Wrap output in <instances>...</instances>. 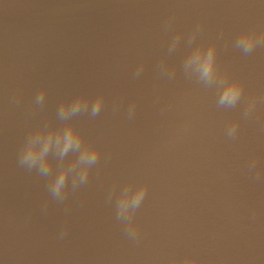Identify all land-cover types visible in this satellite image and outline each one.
<instances>
[{
    "label": "water",
    "instance_id": "1",
    "mask_svg": "<svg viewBox=\"0 0 264 264\" xmlns=\"http://www.w3.org/2000/svg\"><path fill=\"white\" fill-rule=\"evenodd\" d=\"M248 30L260 43L245 53L235 44ZM212 43L219 69L244 82L233 108L184 67ZM81 95L88 110L71 123L100 155L57 199L52 179L78 152L50 149L41 176L20 148L35 128L63 127L60 104ZM174 260L264 264V0H0V264Z\"/></svg>",
    "mask_w": 264,
    "mask_h": 264
},
{
    "label": "clouds",
    "instance_id": "2",
    "mask_svg": "<svg viewBox=\"0 0 264 264\" xmlns=\"http://www.w3.org/2000/svg\"><path fill=\"white\" fill-rule=\"evenodd\" d=\"M260 41L257 39L254 31H243L239 34L235 46L245 53L251 52ZM216 44H209L205 50L202 46H197L188 53L184 67L191 68V75L197 76L198 80L205 86L215 85L218 92L217 106L224 108H233L240 101L244 93V82L239 79H229L226 72H222L217 64ZM140 70H137V75ZM44 101V90L41 89L36 97V103L42 104ZM103 104V97L98 96L95 102L91 104V115L99 114ZM256 104V98L248 101L247 109L244 113L248 116ZM89 100L84 96H76L71 100L63 101L58 109V117L65 121V125L60 128L38 127L30 131L28 138L20 148L19 164L26 167L29 171L36 168L41 176H49L53 167L52 160L48 158L49 151L55 148L61 156L66 155L70 150L78 152L75 160L64 167H61L58 174L52 179L51 192L57 199H62L61 192L65 187L69 173H75L73 188L79 184H84L88 180L89 169L99 159L100 150L97 146L84 140L83 133L71 123V118L82 111H87ZM135 111V103L129 109L131 116ZM239 127V121L231 122L227 127V135L230 138L236 136ZM77 165H84L83 170H79ZM255 166L253 161L252 167ZM147 190V184L142 186L134 201L133 206L138 204L144 197ZM127 206L126 200H122L118 208L123 212ZM119 218V216H118ZM126 231L129 236H135L136 226L128 222ZM65 232H61V237ZM172 264H179L178 261H172Z\"/></svg>",
    "mask_w": 264,
    "mask_h": 264
}]
</instances>
